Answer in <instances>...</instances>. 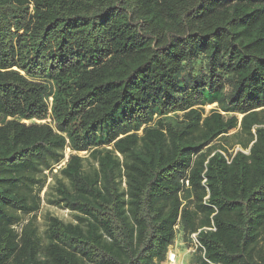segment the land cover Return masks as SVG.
Instances as JSON below:
<instances>
[{"label": "trees", "instance_id": "16d2710c", "mask_svg": "<svg viewBox=\"0 0 264 264\" xmlns=\"http://www.w3.org/2000/svg\"><path fill=\"white\" fill-rule=\"evenodd\" d=\"M42 202L70 220L39 231ZM177 237L264 264V0H0V264H164Z\"/></svg>", "mask_w": 264, "mask_h": 264}, {"label": "rangeland", "instance_id": "374dc122", "mask_svg": "<svg viewBox=\"0 0 264 264\" xmlns=\"http://www.w3.org/2000/svg\"><path fill=\"white\" fill-rule=\"evenodd\" d=\"M215 106H216L215 104L210 106H205L204 110L205 112H207L210 109L215 108ZM67 155H68V150L65 153V157H67ZM42 193H41V197H42ZM46 214L56 216L63 221L70 220V215L66 210L53 208L42 202L39 211L35 214V221L37 223L39 231H41L43 228V217ZM28 218L29 217H25L24 221H26ZM169 252L175 253L177 259L183 264H192L190 258L193 253V249L189 248L186 244H182L179 237L176 238V241L174 242L173 246L169 249Z\"/></svg>", "mask_w": 264, "mask_h": 264}, {"label": "built area", "instance_id": "2783aa9c", "mask_svg": "<svg viewBox=\"0 0 264 264\" xmlns=\"http://www.w3.org/2000/svg\"><path fill=\"white\" fill-rule=\"evenodd\" d=\"M192 238V242L194 244V248H196L198 245H197V242L195 240V236L192 235L191 236ZM164 264H183L182 262H180L178 259H177V256L175 253L173 252H169L168 255H167V258H166V261Z\"/></svg>", "mask_w": 264, "mask_h": 264}]
</instances>
